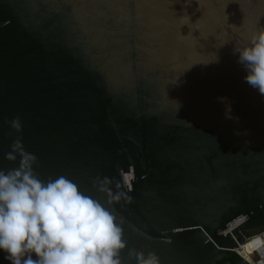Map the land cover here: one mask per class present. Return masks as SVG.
<instances>
[{"label":"water","instance_id":"1","mask_svg":"<svg viewBox=\"0 0 264 264\" xmlns=\"http://www.w3.org/2000/svg\"><path fill=\"white\" fill-rule=\"evenodd\" d=\"M260 26L264 0H0V168L19 139L41 179L125 193L121 264H246L226 258L264 233V96L233 46Z\"/></svg>","mask_w":264,"mask_h":264},{"label":"clouds","instance_id":"2","mask_svg":"<svg viewBox=\"0 0 264 264\" xmlns=\"http://www.w3.org/2000/svg\"><path fill=\"white\" fill-rule=\"evenodd\" d=\"M244 81L264 96V26L253 30L247 43L233 46ZM231 118V117H228ZM11 128L21 131L18 119ZM4 158L13 165L0 168V252L9 264H121L125 244L114 205L129 197L99 182L105 200L85 192L61 175L43 180L38 158L13 140ZM96 185H94L95 187ZM246 264H264V233L246 240L239 252ZM140 264H159L154 254L138 253ZM258 257L253 260V256Z\"/></svg>","mask_w":264,"mask_h":264},{"label":"built area","instance_id":"3","mask_svg":"<svg viewBox=\"0 0 264 264\" xmlns=\"http://www.w3.org/2000/svg\"><path fill=\"white\" fill-rule=\"evenodd\" d=\"M241 247H242V245L241 246H239V247H237L236 249H234V250H232V253H231V255H235V256H237L239 259H241V260H243L242 258H241V256H240V254H239V252H240V250H241ZM258 259V257H256L255 255L253 256V260H257ZM244 261V260H243ZM245 262V261H244ZM246 263V262H245Z\"/></svg>","mask_w":264,"mask_h":264},{"label":"trees","instance_id":"4","mask_svg":"<svg viewBox=\"0 0 264 264\" xmlns=\"http://www.w3.org/2000/svg\"><path fill=\"white\" fill-rule=\"evenodd\" d=\"M226 259H230V260H232L233 262H236V261H238V260H240L237 256H235V255H230L228 258H226ZM225 260H223L221 263H223ZM220 263V264H221Z\"/></svg>","mask_w":264,"mask_h":264},{"label":"snow or ice","instance_id":"5","mask_svg":"<svg viewBox=\"0 0 264 264\" xmlns=\"http://www.w3.org/2000/svg\"><path fill=\"white\" fill-rule=\"evenodd\" d=\"M125 179H127V177ZM178 230H179V228H178Z\"/></svg>","mask_w":264,"mask_h":264}]
</instances>
